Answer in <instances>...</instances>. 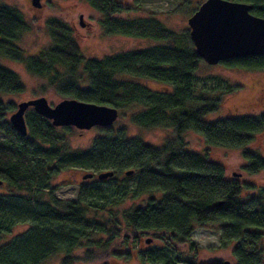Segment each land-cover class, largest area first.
I'll return each mask as SVG.
<instances>
[{
	"label": "trees",
	"instance_id": "16d2710c",
	"mask_svg": "<svg viewBox=\"0 0 264 264\" xmlns=\"http://www.w3.org/2000/svg\"><path fill=\"white\" fill-rule=\"evenodd\" d=\"M85 1L104 16L106 33L122 32L163 44L101 59L85 58L71 28L53 18L48 21L53 44L25 56L17 41L29 25L16 7L0 3V58L24 63L65 98L113 106L119 112L140 106L131 118L134 124L144 129H172L174 137L157 147L128 137L124 129L115 130L112 125L100 128L103 135L95 138L88 150L76 151L69 141L71 126L56 127L32 108L26 112L28 135L22 137L7 119L15 105L0 97V188L6 189L0 192V264H44L62 253L66 255L62 264H72V252L85 239L93 242L98 233L108 236L100 242L104 258L117 255L111 250L146 242L150 238H144L145 233H151L162 245L139 250L142 263L176 264L180 261L174 252L176 245H188L194 226L201 224L220 226V244H234L237 264H264V188L241 200L247 184L228 179L222 165L187 151L184 144V135L193 131L203 135L210 146L244 148L255 133L264 130V113L205 121L203 116L217 109L218 100L198 98L209 105H190L194 73L203 62L190 33L174 32L156 19L125 23L112 16L121 11L116 0ZM231 1L251 4V12L264 18V0ZM222 63L229 68L264 70V55ZM140 79L169 84L171 90L153 91L139 83ZM222 82L229 92L238 88L223 79L219 85ZM24 89L19 75L0 63V95ZM242 153L247 173L264 170L262 157L248 150ZM68 168L90 170L94 175L112 171L113 176L108 185L102 180L81 184L76 200H62L54 195L51 182ZM128 170L133 174L126 176ZM122 173L125 182L134 179L132 185L112 183ZM155 192L161 194L159 199L150 198L144 206L126 210L123 218L111 212V207L129 196ZM218 202L223 203L216 206ZM101 211L110 215H101ZM21 223H29V227L1 243L3 236ZM90 249L84 250L86 262L97 257ZM125 254L129 257L130 252Z\"/></svg>",
	"mask_w": 264,
	"mask_h": 264
},
{
	"label": "rangeland",
	"instance_id": "374dc122",
	"mask_svg": "<svg viewBox=\"0 0 264 264\" xmlns=\"http://www.w3.org/2000/svg\"><path fill=\"white\" fill-rule=\"evenodd\" d=\"M121 6V11L116 15L125 23L141 22L145 19H156L165 27L174 32H189L190 27L187 23L192 12L198 9L199 5L205 0H116ZM13 7H16L27 21L29 28L20 35L17 44L23 50L25 56L35 55L44 48L50 47L53 40L49 33L48 21L53 18L62 20L71 28L72 36L78 41L80 52L85 58L101 59L108 55L120 52L139 51L156 44H163L151 38H142L132 34L122 32L106 33L103 24H98V14L85 0H41L42 7L34 8L29 0H0ZM83 21L91 22L93 26L84 28L80 26V16ZM104 19V17H103ZM102 20V18H101ZM0 63L16 72L25 89L21 93L0 95L4 102L16 105L24 100H30L38 97H46L50 105L54 106L65 97L59 95L55 86L37 75L31 73L24 63L9 58H0ZM59 70L65 71L63 67ZM196 80L194 82L193 101L190 103L193 107L201 105L208 106L209 102L199 101L198 98H209L218 100V107L215 111L205 114L203 119L208 122H215L225 118L242 116H259L264 113V70H246L241 68H229L223 63L208 65L204 61L199 64L194 73ZM226 80L228 83L237 85L235 91L226 90L227 84L220 80ZM139 83L147 86L153 91L171 90L169 84L160 83L153 80H138ZM80 84H84L79 80ZM45 85V86H44ZM46 87L44 91L42 87ZM168 88V89H167ZM140 106L129 107L125 112L120 111L118 119L113 124V129L126 131L128 137H138L145 143L152 146H161L168 138L174 137L172 129L151 128L144 129L131 121L133 115L139 113ZM7 113V119L10 114ZM72 127V126H71ZM101 127H93L88 130H80L72 127L73 133L70 136V144L73 150H88L95 138L102 136ZM184 144L187 151L200 154L208 160L222 165L225 169V175L228 179H237L247 184L249 187L240 194L241 200L257 194L264 188V170L255 174H249L245 171V161L243 150L252 151L264 159V130L253 135L250 144L244 148L232 149L221 146H210L206 144L203 135L189 131L184 135ZM90 170L79 168H68L59 172L52 179V186L55 188L54 195L62 200H76L78 188L81 184H96L98 180L95 173L92 179H84V175ZM234 174H240L239 177ZM125 175L113 179L112 183L132 185V180L124 181ZM105 185H108V179ZM0 192H6L5 188H0ZM160 193L144 194L139 197H127L119 205L111 207V212L117 218H123L126 210L133 207L144 206L150 198L159 199ZM101 215L109 216L108 211H101ZM29 227V223L16 225L8 234L3 236L1 243L10 241L13 237L23 233ZM194 232L191 234L188 245L178 246L174 250L178 256L179 262L176 264H237L232 254L234 244L222 247L220 244V226L218 224H201L194 226ZM106 234L98 233L92 240H84L82 245L72 252L75 256L72 264H143L139 250L150 248V245H162L161 242L152 236L151 233H145L144 238L152 239V243L138 241V244L111 250L117 255L103 256V243L107 239ZM155 239V241L153 240ZM264 245V239H263ZM187 246V247H184ZM94 250L97 257L93 262H86L84 250ZM99 250V252L97 251ZM120 250V251H119ZM126 251L130 252L129 257ZM64 253L53 256L44 264H62ZM100 256H103L100 257Z\"/></svg>",
	"mask_w": 264,
	"mask_h": 264
},
{
	"label": "water",
	"instance_id": "95a60500",
	"mask_svg": "<svg viewBox=\"0 0 264 264\" xmlns=\"http://www.w3.org/2000/svg\"><path fill=\"white\" fill-rule=\"evenodd\" d=\"M29 1L34 8L42 7L41 0ZM252 8L251 4L231 0L203 1L187 20L196 54L208 65H216L233 58L264 55V18L254 15ZM80 25H86L82 15ZM30 108L56 127L72 126L80 130L112 126L119 116V110L113 106L74 98H65L52 106L42 96L21 101L10 114L11 126L22 137L28 135L26 112ZM133 172L128 170L125 174L130 176ZM93 175L87 173L83 178L88 179ZM112 176V171L97 175L100 181ZM234 176L239 177L240 174ZM2 184L3 181L0 180V186ZM151 241L152 239H148L146 243Z\"/></svg>",
	"mask_w": 264,
	"mask_h": 264
},
{
	"label": "flooded vegetation",
	"instance_id": "af4514ba",
	"mask_svg": "<svg viewBox=\"0 0 264 264\" xmlns=\"http://www.w3.org/2000/svg\"><path fill=\"white\" fill-rule=\"evenodd\" d=\"M97 12H99V11H97ZM118 13H119V12H118ZM118 13H113L112 16H113V17H116V15H117ZM103 17H104V16L102 15V13L99 12V14H98V18H97V19H98V24H100V23L103 24V23H102L103 20H104ZM101 18H102V20H101ZM80 26H81V25H80ZM91 26H93V24H91V22H86V25L84 26V28H90ZM104 29H105V28H104ZM93 177H94V176H93ZM93 177L88 178V179H92Z\"/></svg>",
	"mask_w": 264,
	"mask_h": 264
}]
</instances>
